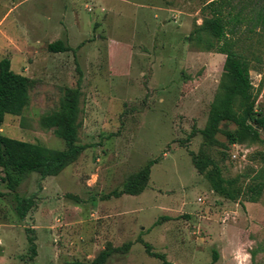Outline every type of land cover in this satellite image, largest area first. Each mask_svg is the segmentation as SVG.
I'll list each match as a JSON object with an SVG mask.
<instances>
[{"label": "rangeland", "instance_id": "rangeland-1", "mask_svg": "<svg viewBox=\"0 0 264 264\" xmlns=\"http://www.w3.org/2000/svg\"><path fill=\"white\" fill-rule=\"evenodd\" d=\"M208 2L0 0V59L30 84L3 134L66 150L44 118L72 88L76 145L87 146L57 175L23 182L35 203L24 220L0 194V264H92L113 248L104 264H214V250L217 264H264V134L230 143L228 121L213 137L202 132L228 84L219 39L203 28ZM262 35L246 53L264 112ZM58 41L66 50L51 51ZM152 160L141 193L107 196ZM218 176L234 180L235 200L215 190Z\"/></svg>", "mask_w": 264, "mask_h": 264}, {"label": "trees", "instance_id": "trees-1", "mask_svg": "<svg viewBox=\"0 0 264 264\" xmlns=\"http://www.w3.org/2000/svg\"><path fill=\"white\" fill-rule=\"evenodd\" d=\"M208 17L203 28L219 39L218 52L226 56L224 63L228 84L212 103L208 124L202 130L208 137H213L224 121L236 124V129L227 131L230 143L244 140H260L264 134V112L255 109V87L251 80L252 58L246 53L247 44L255 36H263L264 32V0H209L206 5ZM246 32V33H245ZM251 46V44L249 45ZM257 47V46H256ZM256 47L252 49L253 56ZM51 51H64L62 41L52 43ZM256 61L263 64L259 56ZM29 79L12 69L11 59H0V180L6 185V196L17 217L24 220L34 200L23 195L19 189L23 182L34 172L43 177L57 175L69 163L73 162L87 147L76 145L78 139L79 91L67 88L61 104V110L44 118L45 124L56 126L55 133L64 139L69 147L63 151H54L40 143L9 137L2 132V125L7 114L20 115L29 100ZM240 98L242 105L240 104ZM238 101V102H237ZM195 132V131H193ZM157 160L150 161L146 167L130 179L120 191L107 195L119 197L123 194H139L145 187L150 176L151 167ZM215 190L223 196L235 200L237 191L234 180L217 177ZM262 187L255 188L259 195ZM255 200V198H253ZM32 252H36L33 237H30ZM105 249L92 262L104 264L115 250ZM165 264H169L164 256ZM220 254L213 251V263L217 264ZM68 264H83L72 262Z\"/></svg>", "mask_w": 264, "mask_h": 264}]
</instances>
